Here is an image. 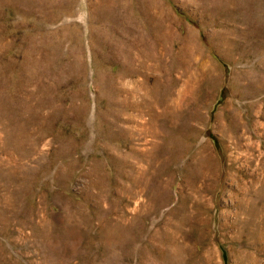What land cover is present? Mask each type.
Masks as SVG:
<instances>
[{"label":"rangeland","instance_id":"1","mask_svg":"<svg viewBox=\"0 0 264 264\" xmlns=\"http://www.w3.org/2000/svg\"><path fill=\"white\" fill-rule=\"evenodd\" d=\"M0 264H264V0H0Z\"/></svg>","mask_w":264,"mask_h":264},{"label":"bare ground","instance_id":"2","mask_svg":"<svg viewBox=\"0 0 264 264\" xmlns=\"http://www.w3.org/2000/svg\"><path fill=\"white\" fill-rule=\"evenodd\" d=\"M259 193V192H258ZM254 195V194H253ZM249 204V203H248ZM258 207V206H257ZM248 208V207H247ZM251 219V218H250Z\"/></svg>","mask_w":264,"mask_h":264}]
</instances>
